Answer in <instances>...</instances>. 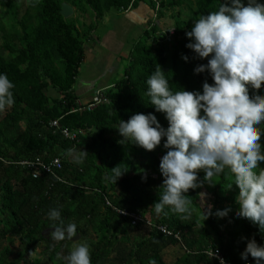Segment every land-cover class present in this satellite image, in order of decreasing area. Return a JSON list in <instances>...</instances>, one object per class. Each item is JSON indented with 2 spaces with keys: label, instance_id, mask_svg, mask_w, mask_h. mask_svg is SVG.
<instances>
[{
  "label": "trees",
  "instance_id": "16d2710c",
  "mask_svg": "<svg viewBox=\"0 0 264 264\" xmlns=\"http://www.w3.org/2000/svg\"><path fill=\"white\" fill-rule=\"evenodd\" d=\"M130 2L133 8L139 0H0V74L14 84V104L0 113V264H40V258L29 263L26 257L38 245L42 248L37 255L49 264H67L63 257L78 240L89 245L91 264H112L110 256L120 237L131 244L129 260L121 258L118 264H167L162 251L176 245L184 252L173 264H219L204 254L208 249H217L229 264H256L250 255L241 259V253L250 239L264 246V229L236 215L239 189L235 184L228 189L234 177L227 169L213 179L215 184L205 182L185 193L192 199L190 219H182L168 207L157 214L153 205L163 191L159 164L168 150L163 147L166 137L154 151H146L134 142L121 143L124 138L117 129L120 120L127 122L137 113H151L163 128L168 127L165 114L155 110L147 95V79L157 65L173 92L202 93L205 81L213 83L207 71L194 72L211 57L200 59L187 48L194 41L186 33L200 16L218 11L221 4L231 6L230 0H149L157 20L170 13L173 34L157 23L144 30L142 41L134 43L128 53L120 79L98 89L105 101L90 110L83 108L98 91L83 103L74 88L84 44L110 10L123 12ZM62 3L72 7L74 16L60 15ZM86 16L91 18L89 23L83 19ZM249 95L264 96V84L259 90L249 86ZM57 119L59 129L49 128ZM60 128L80 132L77 141L64 139ZM260 142L264 149V135ZM79 149L88 156L76 164L72 150L78 153ZM36 157H59L62 170L57 174L64 182L43 173L33 178L29 169L18 165ZM117 165L127 170L113 184L112 168ZM198 175L203 181V171ZM202 198L209 208L206 202L200 203ZM105 199L118 209L139 212L152 225L167 226L172 235L164 236L142 222L131 225ZM52 209L60 211L65 227L76 225L78 240L55 242L51 233L42 235L59 223L49 219ZM225 209H230L227 216L216 215ZM205 210L211 214L202 221Z\"/></svg>",
  "mask_w": 264,
  "mask_h": 264
},
{
  "label": "clouds",
  "instance_id": "9594fccd",
  "mask_svg": "<svg viewBox=\"0 0 264 264\" xmlns=\"http://www.w3.org/2000/svg\"><path fill=\"white\" fill-rule=\"evenodd\" d=\"M230 3L231 6L221 4L218 11L200 16L186 33L194 41L188 43L187 48L200 59L211 57L206 65L197 66L194 72L207 71L213 83L205 81L202 93L173 92L166 74L157 65L147 79V95L155 110L165 114L168 127L163 128L151 113H137L127 122L120 120L117 129L124 138L121 143L134 142L146 151H154L166 137L163 147L168 150L159 164L164 177L163 191L159 202L153 205L157 214L168 207L182 219H188L192 199L185 193L202 187L205 182L210 186L215 184L213 179L227 169L234 177L228 189L233 184L239 189L236 215L264 229V168H260V163L264 162L260 142L264 135L261 129L264 96L249 95V86L259 90L264 84V3L258 0H246V3L230 0ZM131 7L130 2L123 11ZM182 59L187 61L188 57L182 56ZM13 88L8 76L0 74V113L14 104ZM72 151L76 164L83 163L88 156L80 149L78 153ZM126 170L118 165L112 168L113 184ZM201 171L203 181L198 175ZM229 211H217L216 215L222 218ZM210 214V210L204 211L202 221ZM48 216L50 220L59 221L52 227L53 241L76 236V225L70 223L65 227L59 210H50ZM249 255L256 264H261L264 246L254 239L248 240L241 259L246 260ZM63 259L67 264H91L89 245L78 244Z\"/></svg>",
  "mask_w": 264,
  "mask_h": 264
},
{
  "label": "crops",
  "instance_id": "0c3cea01",
  "mask_svg": "<svg viewBox=\"0 0 264 264\" xmlns=\"http://www.w3.org/2000/svg\"><path fill=\"white\" fill-rule=\"evenodd\" d=\"M83 19L86 20L85 22L91 20L88 16ZM107 19L108 17L101 20L100 24L91 33L90 40L84 44L82 64L87 68L82 74L79 72L74 87L77 95L85 98L81 99L83 103L88 102L96 90L108 88L113 84L112 78L118 76L119 62L125 56L124 50L131 48V44L128 43V36L134 33L135 28L142 25V32L135 40L136 43L142 37L144 30L152 27L153 23L158 24L153 6L146 0H139L136 6L130 10L116 12L108 21ZM98 27H102L99 29L100 31L106 27L108 28L101 34H97L95 31ZM96 82L99 83V86L96 85ZM173 248L179 251L177 245L168 247L162 251V258L165 252ZM164 262L167 263L165 260Z\"/></svg>",
  "mask_w": 264,
  "mask_h": 264
},
{
  "label": "built area",
  "instance_id": "2783aa9c",
  "mask_svg": "<svg viewBox=\"0 0 264 264\" xmlns=\"http://www.w3.org/2000/svg\"><path fill=\"white\" fill-rule=\"evenodd\" d=\"M169 34H173V30L169 31ZM102 101H105L103 95H102V90H98L96 92V95L92 99V103H86V106L83 108H86L88 110L92 109L95 105L100 104ZM78 105L82 106L83 104L78 102ZM75 111V110H72ZM49 128L53 129H59V123L58 119L57 120H52L49 123ZM60 133L63 136L64 139L69 140V141H77L78 138V132L69 130L68 128H60ZM21 166H25L27 169L30 170L31 175L33 178H37L40 176L42 173L49 175L55 179H57L60 182H64V180L58 176V172L62 170V161L59 157H52L47 160L42 159L40 157H36L32 160L28 161H21L18 163ZM74 186V185H71ZM83 188V187H82ZM105 204L107 206H110L112 210H114L117 214L120 216L127 218L130 224L135 223V221L138 219L139 222H142L143 224H146L151 228V226L158 232H160L164 236H169L172 235V232L167 229V226L159 225V224H154L152 225L149 220H143L141 218V215H139L136 212H130L127 210L123 209H118L112 205L105 199ZM174 237L179 240V236L177 234H173ZM204 254H206L208 257L215 259L218 261L219 264H229L227 263L221 253L217 249H208L204 251Z\"/></svg>",
  "mask_w": 264,
  "mask_h": 264
},
{
  "label": "rangeland",
  "instance_id": "374dc122",
  "mask_svg": "<svg viewBox=\"0 0 264 264\" xmlns=\"http://www.w3.org/2000/svg\"><path fill=\"white\" fill-rule=\"evenodd\" d=\"M146 1H148L149 2V0H146ZM244 2L246 3V0H244ZM24 8H25V1L24 2H22L21 3V10H20V12L21 13H23V11H24ZM116 12L114 11V10H110L106 15H105V18H107L108 17V19H107V21L109 20V18H111V16L112 15H114ZM108 14H110V15H108ZM72 16H74V15H72ZM71 16V17H72ZM105 18H103V20L105 19ZM182 18H183V16H182ZM173 19H171L170 18V13L169 12H167L166 13V15H164V17L163 18H161V19H159L158 20V25H159V27L161 28V29H167V28H172L173 27ZM86 23H89V22H86ZM99 24H100V22H99ZM102 27H103V25H102ZM102 27H98V29L95 31L97 34L98 33H100L101 34V32H103V31H105L106 30V28H108V27H106L104 30H99L100 28H102ZM141 27H142V25H140V26H138V27H136L135 28V31H134V33H132V34H130L129 36H128V43H130L131 44V47H132V44L133 43H135V40L140 36V33L142 32L141 30ZM133 34H135V36H133ZM141 39V38H140ZM139 39V40H140ZM2 40L0 39V42H1ZM140 41H142V40H140ZM131 49V48H130ZM130 49L128 50V48H126L124 51V55L125 56H123L122 57V59L120 60V62H119V67H120V69H119V72H118V76H116L115 78H112L113 80V83L114 82H116L118 79H120V77L123 75V72H124V69H125V67L128 65V62H129V58H128V53H129V51H130ZM1 53L3 54V55H6V52H4V51H1ZM104 53V52H103ZM87 67L85 66V65H81V68H80V70H79V72H80V74H82V72L83 71H85V69H86ZM116 75V74H115ZM111 81V80H110ZM96 85L97 86H99V83H97L96 82ZM82 100L83 99H85V98H81ZM204 196H207V195H204ZM207 200L204 198H202L201 199V201H200V203L201 204H204L205 202H206ZM206 204H207V202H206ZM207 208H209V205L207 204ZM205 211H207V210H205ZM191 218V216L189 217V219ZM196 227V229L199 227L198 225H196L195 226ZM79 239V238H78ZM77 239V240H78ZM79 241L80 240H78V241H76L75 243H76V245L74 244V245H71L70 247H71V251L78 245V244H80L79 243ZM81 242H83V240H81ZM131 243L129 242L128 244H126V240H125V238H123V237H120L119 238V242H118V244H117V246H116V248L113 250V252H112V254H111V256H110V261H111V263L112 264H118V262H119V260L122 258V259H126V260H129V258H128V256H127V254H128V252H129V245H130ZM17 245V244H16ZM41 245H38L37 246V249H36V251H32L31 252V256H29V255H26V257H27V259H28V262L30 263L33 259H35V257H38V258H40V264H49L48 263V261H46V258H44V257H39L38 255H39V252L41 251ZM178 248H179V250L180 251H177V249L175 250L174 248L173 249H170L169 251H167V252H165L164 254H163V258H164V260L168 263V264H173L175 261H176V259H178L179 257H181V255L183 254V252H184V250H182V248L180 247V246H178ZM15 249H18V247H16L15 246ZM19 250V249H18ZM20 250H23V248H20ZM17 251V250H16ZM38 254V255H37ZM132 264H134V263H132Z\"/></svg>",
  "mask_w": 264,
  "mask_h": 264
},
{
  "label": "water",
  "instance_id": "95a60500",
  "mask_svg": "<svg viewBox=\"0 0 264 264\" xmlns=\"http://www.w3.org/2000/svg\"><path fill=\"white\" fill-rule=\"evenodd\" d=\"M60 15L63 17V18H68L72 13H73V10H72V7L70 5H68L67 3H62L61 4V9H60ZM52 231H54L53 228H47L46 230H44L42 232V235L44 236H47L49 233H51ZM79 234H76L75 237H78ZM74 238H72L70 241H72Z\"/></svg>",
  "mask_w": 264,
  "mask_h": 264
},
{
  "label": "bare ground",
  "instance_id": "6f19581e",
  "mask_svg": "<svg viewBox=\"0 0 264 264\" xmlns=\"http://www.w3.org/2000/svg\"><path fill=\"white\" fill-rule=\"evenodd\" d=\"M73 10V9H72ZM73 15V13L69 16V17H71ZM68 17V18H69ZM66 19V18H65ZM19 165V164H18ZM32 176V175H31ZM137 222H139V220L137 219L136 221H135V223H137ZM79 237V236H78ZM78 237H74V239L72 240V241H75V240H77L78 239Z\"/></svg>",
  "mask_w": 264,
  "mask_h": 264
},
{
  "label": "flooded vegetation",
  "instance_id": "af4514ba",
  "mask_svg": "<svg viewBox=\"0 0 264 264\" xmlns=\"http://www.w3.org/2000/svg\"><path fill=\"white\" fill-rule=\"evenodd\" d=\"M49 234H50V233H49ZM49 234H48V235H49ZM47 237H48V236H47Z\"/></svg>",
  "mask_w": 264,
  "mask_h": 264
}]
</instances>
